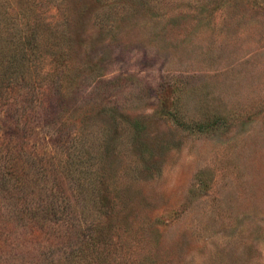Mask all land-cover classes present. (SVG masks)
Listing matches in <instances>:
<instances>
[{
    "label": "rangeland",
    "instance_id": "rangeland-1",
    "mask_svg": "<svg viewBox=\"0 0 264 264\" xmlns=\"http://www.w3.org/2000/svg\"><path fill=\"white\" fill-rule=\"evenodd\" d=\"M22 1L29 61L0 12V264L38 263L49 208L86 252L66 264H264V0Z\"/></svg>",
    "mask_w": 264,
    "mask_h": 264
},
{
    "label": "trees",
    "instance_id": "trees-1",
    "mask_svg": "<svg viewBox=\"0 0 264 264\" xmlns=\"http://www.w3.org/2000/svg\"><path fill=\"white\" fill-rule=\"evenodd\" d=\"M10 5V11H5L1 8L0 12H2L4 14L3 16L7 18V23L9 22L8 25L15 27L19 26L15 33L17 35L20 54L25 61H29L34 47L31 48L28 43L32 39L37 40L39 38V29L36 25L38 10L34 9L32 6L29 7L24 3L23 7H21L20 0H11ZM10 13L15 15L16 18L14 19ZM18 19L21 21L18 22ZM15 21L17 25L15 24ZM7 23L4 25L6 26ZM60 31L61 40L56 41L57 48L54 50L56 54H59L60 52L62 53L60 45L64 39L65 30H63V32L62 30ZM2 37L8 39V34L2 35ZM100 195L108 201L107 195H104L103 193H100ZM48 211L51 212V216L45 218L48 225L42 229L41 225L36 223V228L38 229V231H36V257L39 259L36 264H66L68 261L72 260L71 257L73 256L81 258L86 252L84 251V248H80L79 246L82 240L78 237V227L74 225V221H72V224L63 225V223L58 220H54V218L56 219L57 217L52 214L50 208ZM62 238L64 243L60 241ZM89 239H91V237H89ZM62 247H65V249H62ZM53 252H55L56 255H54Z\"/></svg>",
    "mask_w": 264,
    "mask_h": 264
}]
</instances>
